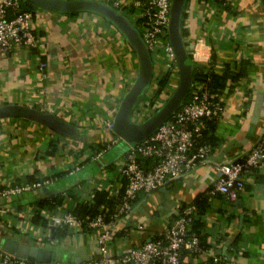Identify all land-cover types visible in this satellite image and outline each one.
Instances as JSON below:
<instances>
[{
	"label": "crops",
	"instance_id": "obj_1",
	"mask_svg": "<svg viewBox=\"0 0 264 264\" xmlns=\"http://www.w3.org/2000/svg\"><path fill=\"white\" fill-rule=\"evenodd\" d=\"M183 13L185 44L191 53L195 48L201 52L196 63L208 65L213 54L218 69L242 60L251 67L219 95L223 111L210 160L151 192H139L130 212L117 217L107 255L142 246L166 231L182 206L199 203L198 226L207 248L196 256L185 253V261L264 264V168L245 177L237 200L211 193L219 165L242 160L264 133V0H187ZM32 14L38 46L0 47V106L28 105L53 113L74 132L62 134L30 119L0 118V249L5 252L12 243L37 245L62 251L71 263L99 259L98 230L81 229L52 241L46 238L49 227L35 219L36 208L41 201L63 197L62 205L42 209L49 219L72 198L83 202L96 192L106 191L113 199L121 194L130 145L109 124L138 74L139 60L118 27L96 12L38 7ZM42 62L47 64L45 80L40 78ZM52 144L55 153L49 152ZM99 145L107 149L92 153L90 147ZM152 161L144 158L143 164L150 167ZM46 178L49 184L33 190L1 193ZM118 206L113 201L110 209Z\"/></svg>",
	"mask_w": 264,
	"mask_h": 264
},
{
	"label": "built area",
	"instance_id": "obj_2",
	"mask_svg": "<svg viewBox=\"0 0 264 264\" xmlns=\"http://www.w3.org/2000/svg\"><path fill=\"white\" fill-rule=\"evenodd\" d=\"M107 1L110 6L126 14L130 22L139 21L140 35L152 55L153 63L155 59L165 58L163 71L170 73L169 87L173 92L179 81V71L169 40L172 0ZM21 3V0H0V47L6 51L22 47L35 48L40 42L34 31L33 14L21 12ZM11 13L13 17H10ZM199 56L201 52L195 48L191 53L193 61L199 59ZM46 65L45 62L39 65L41 80L47 78ZM152 85L151 81L150 89ZM169 97L166 96L167 99ZM222 111L223 105L217 95L206 85L193 82L189 100L167 122L142 142L129 144L122 166L125 182L122 203L110 220L106 219L104 212L95 217H79L65 209L49 216V222L55 227H70L74 231L83 228L98 230V245L103 253L99 259L78 263L62 260L55 264H193L185 261L184 254L196 256L204 252L199 237L189 232L198 212L196 204L182 206L168 229L142 246L129 249L116 257L108 256L107 249L117 217L130 212L139 192H151L168 179L189 173L210 160L211 146L198 143V139L206 129L207 121L220 119ZM113 124L109 126L113 128ZM144 158L153 160L150 167L144 166ZM260 168H264V133L242 160L219 165V178L211 193L219 192L229 200H237L245 187V177ZM50 181V178H46L25 182L1 190V193H22L47 185ZM0 261V264H48L32 262L3 251H0Z\"/></svg>",
	"mask_w": 264,
	"mask_h": 264
},
{
	"label": "water",
	"instance_id": "obj_3",
	"mask_svg": "<svg viewBox=\"0 0 264 264\" xmlns=\"http://www.w3.org/2000/svg\"><path fill=\"white\" fill-rule=\"evenodd\" d=\"M37 7L59 13L93 11L110 20L125 35L133 47L138 60V74L124 95L114 118V132L129 144H137L147 139L160 126L167 122L181 107L189 95L193 84V59L182 34V17L187 0H172L170 9L169 40L173 46L179 81L166 102L152 116L143 122L132 120V113L140 97L152 81L154 63L152 55L139 31L128 18L107 3L98 0H27ZM30 119L52 128L62 134H71L74 130L53 113L45 112L28 105L10 104L0 106V118ZM5 252L32 262L55 264L65 260L62 251L45 246L12 243L5 245Z\"/></svg>",
	"mask_w": 264,
	"mask_h": 264
},
{
	"label": "trees",
	"instance_id": "obj_4",
	"mask_svg": "<svg viewBox=\"0 0 264 264\" xmlns=\"http://www.w3.org/2000/svg\"><path fill=\"white\" fill-rule=\"evenodd\" d=\"M21 1H22L21 12H31L32 13L34 9L38 8L35 4H33L30 1H27V0H21ZM216 1L220 3L225 2V0H216ZM108 4L110 5L109 2ZM118 11L120 12V10ZM13 16H14L13 13H11L10 17H13ZM183 18H184V13H183L182 19ZM131 23L141 34V28H140L139 21L131 20ZM183 26L184 24L182 20V34H183V37H185L186 30L184 29ZM213 56L214 55L212 54V59L210 60L208 65L200 66L199 63H196L195 61H193L194 62L193 63V82L194 83L198 82V83L206 85L212 92H214V94L217 95L219 99V95L223 92V90L225 89L226 85L229 82H231V86H234L235 84L239 83L244 77L247 76L248 74L247 69L249 70V68L251 67V63L247 60H242L239 63L235 62L234 66H232V63H225L223 64L221 69H218L216 68V64L213 60ZM152 82H153V85L154 84L157 85L156 89H152L151 87V89L156 93L155 97H151L150 94H147L151 91L149 86L146 88L147 90L149 88L148 92L147 93L144 92L141 97L142 98L146 97V101L143 103L144 105L148 107H153L154 109L153 110L149 109L148 110L149 112L147 111L148 116H145L143 121H145L147 118L155 114L161 108L162 106L161 104H164L167 100V98L165 97L161 101V100H158V97H160L163 93L167 94V96H170L172 94V92L170 91V87H169L170 85V73L169 72L161 71L158 77H156V73H155ZM188 100H189V95L187 96L184 102H187ZM137 111L139 112V110ZM132 120L138 121L133 114H132ZM218 121L219 119L217 118L207 121V127L206 129L203 130L201 137L198 139V143L200 144L201 143L209 144L212 148V152H213V146L216 144L215 142L216 137L214 134V130L216 128ZM90 148H91L90 149L91 151H94L92 153H97L98 151L100 152L102 150H106L107 145H99L97 147H90ZM56 149H57V146L52 144L51 150L49 152L55 153ZM40 180H43V179H40ZM28 182H34V180L29 179ZM124 184L125 182H123L121 194L116 199L111 198L108 192L101 191V192H96V194L94 195L91 201L80 202L77 199L75 200L74 198H72L69 201L68 205L64 207V209L74 213L75 215L79 217H84L86 215H91L92 217H95L99 213L104 212L106 213V219L110 220L111 216L115 214L116 212H118L121 206L122 196H123V192L125 188ZM71 197H73V195H71ZM63 200L64 198L59 197V196L55 198H51V199L39 202L38 203L39 207L36 208L35 219L38 222H40L44 228L49 227L48 232L50 235H48V237L46 238L51 239L52 241L58 238H65L71 234H74V230L70 227H55L52 225L49 226L50 225L49 219H45L44 216L41 215V211L43 208H48V210L54 209L57 206L62 205ZM136 200L137 198L135 199L134 203L136 202ZM113 201H115L116 204L119 205L118 209L115 211L114 210L112 211L110 209V204ZM196 205L198 207V212L194 219V222L192 223L190 227L189 232L192 234L194 233L199 237L200 247L202 250H204L205 248H207V245L203 241V238L200 234L199 226H198V222L201 220L200 217L203 212V209H201V206L199 205V203H196ZM83 229H86V228H83ZM87 230H91V229L88 228ZM0 251H3V250L0 249Z\"/></svg>",
	"mask_w": 264,
	"mask_h": 264
},
{
	"label": "rangeland",
	"instance_id": "obj_5",
	"mask_svg": "<svg viewBox=\"0 0 264 264\" xmlns=\"http://www.w3.org/2000/svg\"><path fill=\"white\" fill-rule=\"evenodd\" d=\"M165 58H159V60H154V74L156 73V77L159 76V74L161 73V71H163L165 69V64H164ZM153 74V77H154ZM157 85H153L152 89H156ZM151 89V91L149 93L148 90H145V93L150 94L151 97H155L156 93ZM174 91V89L172 90ZM167 96V94L163 93L160 97H158V100H163L165 97ZM146 101V97H141V99L139 100V102L137 103V106L135 107L134 111H133V115L135 116V118L138 120L136 122H142L145 116H148L147 111L149 109L153 110V107H148L146 105H144L143 103ZM162 105V104H161ZM139 110V112L137 111ZM149 112V111H148ZM144 113V114H143Z\"/></svg>",
	"mask_w": 264,
	"mask_h": 264
}]
</instances>
